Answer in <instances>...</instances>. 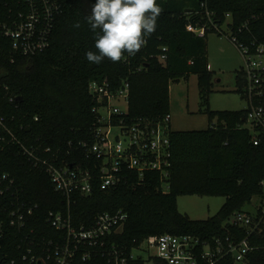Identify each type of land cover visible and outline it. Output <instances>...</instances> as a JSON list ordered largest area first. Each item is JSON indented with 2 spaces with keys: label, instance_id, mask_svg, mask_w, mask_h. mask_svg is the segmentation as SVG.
Returning <instances> with one entry per match:
<instances>
[{
  "label": "trees",
  "instance_id": "obj_1",
  "mask_svg": "<svg viewBox=\"0 0 264 264\" xmlns=\"http://www.w3.org/2000/svg\"><path fill=\"white\" fill-rule=\"evenodd\" d=\"M54 1L62 12L55 19L50 46L44 53L23 58L13 53L9 43L0 53L3 116L18 140L36 150L35 156L56 166L90 169L97 178L98 164L86 159L87 147L96 142L99 127L93 112L98 102L89 93L93 83L113 91L128 85V112L122 116L126 124L143 120L157 123L170 114V85L195 75L201 112L209 122L207 130L170 132L168 190L162 188L156 174H147L142 181L135 173L129 174L125 185L109 191H101L95 180L89 197L72 198L74 227H89L99 214L123 211L127 222L111 242L125 247L128 254L149 237L163 234L189 235L202 241L219 238L223 242L249 238L256 249L247 256L246 264H264V233L252 236L226 224L235 214L245 212L253 198L264 201V133L255 146L252 134L244 128L248 108L210 110L214 78L207 59L208 34L200 38L189 30L192 24L206 23V11L213 13L217 23H226L230 14L235 36L246 43H264V0H157L163 13L144 48L134 57L125 54V61L105 59L100 65L85 58L87 51H96L94 34L85 21L95 0ZM77 21L80 28L73 27ZM238 29H242L241 34ZM162 55L166 58L163 62ZM236 77V92L245 99L242 72ZM255 104L264 109V97ZM3 175L13 179L15 186L0 197V264L21 263L23 257L30 261L41 254L36 248L39 242L57 237L48 215L67 213V202L53 191L49 176L35 170L16 144L0 146V177ZM186 196L222 197L225 203L215 217L192 221L178 211V198ZM21 206L31 207L33 215L18 230L9 226L8 214ZM217 264H233V260L226 257Z\"/></svg>",
  "mask_w": 264,
  "mask_h": 264
},
{
  "label": "built area",
  "instance_id": "obj_2",
  "mask_svg": "<svg viewBox=\"0 0 264 264\" xmlns=\"http://www.w3.org/2000/svg\"><path fill=\"white\" fill-rule=\"evenodd\" d=\"M61 12V6L54 0H0V53L5 43L11 45L13 53L23 58H33L44 53L50 46L55 19ZM212 17L213 13L206 11V23L192 24L189 30L200 38L212 31L219 35H229L228 40L233 42L244 58L242 95L249 109L244 128L250 131L253 144L258 146L261 142L259 136L264 133V109L255 102L264 97V43L256 40L246 43L235 36L231 28L230 14L226 16V23H217ZM246 27L247 25L243 28ZM238 33L241 34L242 29H238ZM165 59L164 55L160 57L161 62ZM11 61L14 62V58ZM89 93L98 102V108L93 112L99 127L96 142L87 147L86 159H94L98 164L97 178H94V171L90 169L56 166L35 156L34 148L28 149L18 140L0 107V146L18 145L24 155L30 158L32 167L45 172L49 176L53 191L63 196L67 202V213H49L47 221L56 231L57 237L43 240L36 245L41 252L40 256H33L30 261L23 257L21 263L11 264H129L130 261L139 264L141 260L136 252L143 245L149 252H153L152 259L157 264H217L226 257H230L233 264H246L247 256L256 249L249 238H227L223 242L219 238L202 241L189 235L163 234L149 237L128 254L125 247L111 242V237L123 232L128 219L125 212L99 214L91 226L74 227L70 214V206L75 203L72 198L89 197L93 193L95 180L99 182L101 191H109L125 185L129 174L135 173L141 181L147 174H156L162 188L168 190L166 181L172 160L170 114L157 123L143 120L128 125L122 117L128 112V85L113 91L106 85L93 83ZM10 101L13 102V99ZM122 104L126 106V112L121 110ZM83 146L86 147L85 144ZM14 186L13 179L6 175L1 176L0 197L11 192ZM261 190L264 193V181L261 183ZM256 208L255 214L237 213L226 224L245 230L248 235H262L264 201L260 200ZM32 215L31 207H17L8 214L9 226L20 230L26 226L27 219ZM1 233L0 221V235ZM28 252L32 253L31 249Z\"/></svg>",
  "mask_w": 264,
  "mask_h": 264
},
{
  "label": "rangeland",
  "instance_id": "obj_3",
  "mask_svg": "<svg viewBox=\"0 0 264 264\" xmlns=\"http://www.w3.org/2000/svg\"><path fill=\"white\" fill-rule=\"evenodd\" d=\"M225 33L228 34L226 29ZM208 50L207 59L210 71L213 72V90L209 94V107L211 111H243L248 108V103L240 96L237 90V73L242 72L245 61L237 50L229 35H219L211 32L207 35ZM127 111L125 105L120 107ZM171 131H194L208 128V117L201 112L200 97L198 91V80L195 75L189 76L180 82L174 83L171 102ZM203 127H199L202 126ZM179 127V128H178ZM225 198L222 197H180L177 206L180 214L188 216L192 221H206L215 217L224 205ZM260 199L253 198L251 204L244 207L245 212L255 214ZM153 252H149L143 245L136 252L141 260L139 264H157L152 259Z\"/></svg>",
  "mask_w": 264,
  "mask_h": 264
},
{
  "label": "clouds",
  "instance_id": "obj_4",
  "mask_svg": "<svg viewBox=\"0 0 264 264\" xmlns=\"http://www.w3.org/2000/svg\"><path fill=\"white\" fill-rule=\"evenodd\" d=\"M162 13L157 0H95L85 21L94 34L96 51H87L86 60L100 65L105 59L125 61V54L134 57L155 33ZM73 27L80 28V22Z\"/></svg>",
  "mask_w": 264,
  "mask_h": 264
},
{
  "label": "crops",
  "instance_id": "obj_5",
  "mask_svg": "<svg viewBox=\"0 0 264 264\" xmlns=\"http://www.w3.org/2000/svg\"><path fill=\"white\" fill-rule=\"evenodd\" d=\"M210 68V67H209ZM197 78V77H196ZM184 80V79H182ZM198 80V78H197ZM173 89H174V84L170 85V88H169V96H170V114H171V102H172V92H173ZM171 121H172V117H171ZM171 121H170V129H171ZM196 128H194L195 130L194 131H201L199 129L201 128H198V126H195ZM199 127H203L202 126H199ZM209 127V126H208ZM179 128V127H178ZM208 128L204 129V130H207ZM176 131H179V132H194V131H181L180 129L179 130H176Z\"/></svg>",
  "mask_w": 264,
  "mask_h": 264
}]
</instances>
